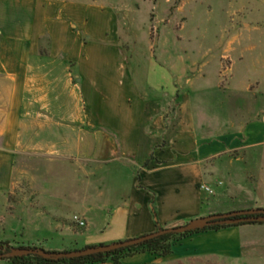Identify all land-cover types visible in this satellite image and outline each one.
I'll return each mask as SVG.
<instances>
[{
  "label": "crops",
  "instance_id": "obj_1",
  "mask_svg": "<svg viewBox=\"0 0 264 264\" xmlns=\"http://www.w3.org/2000/svg\"><path fill=\"white\" fill-rule=\"evenodd\" d=\"M119 38L104 6L0 0V242L74 252L156 233V219L170 228L213 214L217 202L201 185L217 175L221 142L201 135L194 116L173 131L172 116L147 97L149 80L137 85ZM80 162L103 171L101 205L86 194L80 213L100 211L106 221L85 231L72 221L80 206L71 172ZM46 167L38 180L30 173ZM53 175L73 180L64 186ZM262 235L264 225L207 231L168 257L143 253L123 264L237 259L244 247H264Z\"/></svg>",
  "mask_w": 264,
  "mask_h": 264
},
{
  "label": "rangeland",
  "instance_id": "obj_2",
  "mask_svg": "<svg viewBox=\"0 0 264 264\" xmlns=\"http://www.w3.org/2000/svg\"><path fill=\"white\" fill-rule=\"evenodd\" d=\"M64 1L104 6L115 15L133 78L137 85L149 80L147 97L172 116L174 132L194 116L201 135L221 142L217 175L201 185L214 190L205 194L217 202L207 217L264 209V0ZM43 44L47 51L49 39ZM47 170L29 171L38 180ZM71 174L80 206L73 217L85 226L72 217L73 223L83 231L92 222L104 224L100 211L80 213L86 194L101 205V163L80 162ZM66 178L53 175L51 181L70 186L73 179ZM168 264H264V247H244L237 259L192 256Z\"/></svg>",
  "mask_w": 264,
  "mask_h": 264
},
{
  "label": "trees",
  "instance_id": "obj_3",
  "mask_svg": "<svg viewBox=\"0 0 264 264\" xmlns=\"http://www.w3.org/2000/svg\"><path fill=\"white\" fill-rule=\"evenodd\" d=\"M155 218H156V214H155ZM200 220L201 219L193 220L185 224L184 226L196 224ZM156 225H157V232L165 229L178 228V227L163 228L157 219H156ZM251 225H264V215L261 214V215H251V216H238L230 219L228 224L222 222L219 225H209L204 229L189 231L181 234H167L152 240L145 241L144 243H141L131 248L121 249L106 254H95L80 258H74V259H68V258L46 259L38 255H13L14 252L22 249H35L41 251L44 250L38 249L36 247L15 248L10 246L6 242H0V257H1L0 259L11 262L13 264H103L107 262H111L112 264H123V260L125 258L143 253H150L157 257H168L174 253V246L177 243L195 234H199L207 231H219L222 229L251 226ZM88 248H92V247H86L85 249Z\"/></svg>",
  "mask_w": 264,
  "mask_h": 264
},
{
  "label": "water",
  "instance_id": "obj_4",
  "mask_svg": "<svg viewBox=\"0 0 264 264\" xmlns=\"http://www.w3.org/2000/svg\"><path fill=\"white\" fill-rule=\"evenodd\" d=\"M261 214L264 215V209H251V210L237 211V212H231L227 214L211 216V217L201 219L196 224L181 226V227L172 228V229H165V230H162V231H159V232L147 235V236H143L141 238L128 240V241H124V242H120V243L112 244V245H107V246L92 247V248L74 251V252L50 253V252L35 250V249H22V250L14 252L13 255H38L46 259H61V258L74 259V258H80L84 256H89V255H95V254H106V253L114 252V251L121 250V249L131 248L141 243H144L145 241L152 240V239H155V238L167 235V234H181V233H185L189 231L204 229L205 227L209 225H219L222 222L225 224H228L230 219L238 217V216H251V215H261Z\"/></svg>",
  "mask_w": 264,
  "mask_h": 264
},
{
  "label": "built area",
  "instance_id": "obj_5",
  "mask_svg": "<svg viewBox=\"0 0 264 264\" xmlns=\"http://www.w3.org/2000/svg\"><path fill=\"white\" fill-rule=\"evenodd\" d=\"M202 190L205 193L209 194V195H213L214 194V190L211 187H208V186L204 185V186H202ZM73 221H74L75 224H77L80 227H84L85 226V223H84L83 219L78 217V216L73 217Z\"/></svg>",
  "mask_w": 264,
  "mask_h": 264
}]
</instances>
